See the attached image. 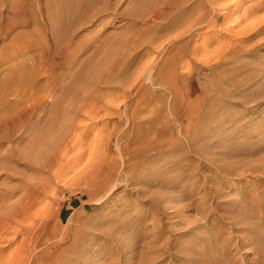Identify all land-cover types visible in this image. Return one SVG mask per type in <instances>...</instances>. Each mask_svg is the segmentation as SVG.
Segmentation results:
<instances>
[{
  "label": "rangeland",
  "instance_id": "1",
  "mask_svg": "<svg viewBox=\"0 0 264 264\" xmlns=\"http://www.w3.org/2000/svg\"><path fill=\"white\" fill-rule=\"evenodd\" d=\"M61 1L0 0V80L28 30L55 75L0 148V264H264V0Z\"/></svg>",
  "mask_w": 264,
  "mask_h": 264
},
{
  "label": "bare ground",
  "instance_id": "2",
  "mask_svg": "<svg viewBox=\"0 0 264 264\" xmlns=\"http://www.w3.org/2000/svg\"><path fill=\"white\" fill-rule=\"evenodd\" d=\"M62 1H66V0H62ZM25 12L26 11L22 8L20 10V12H18V14H16V16H15L16 18L13 17V18H10L8 20L9 30L15 29L19 26L24 27V26L28 25L29 22H31V20H29L25 16ZM23 15L25 16V18L21 17ZM177 19H179V18H177ZM0 29H2V26H0ZM22 32L23 31H19L13 36L9 49L11 50L12 53L17 54V52L19 50L18 48H22L23 46H24V48H30L32 45L33 46L35 45L37 47V49L39 50L36 54L37 58L39 59V62H38L39 68L38 69H36L35 67L30 68V70L26 74H22V75L17 74L15 76V79H13V76L12 77H6L5 76L0 80V101L4 100V95L2 94V92H4V91L7 92L8 90H13V87H10L12 80L17 82V84L19 85L18 88H20V91L24 92L21 100L19 99L13 103H11L10 101L9 102L3 101L0 104V106H1L0 107V148L2 147V145L4 143L9 142L11 144L13 139H17L16 134H17L19 128L21 129L22 127H24V128L29 129L33 125L35 126L38 123H40L41 120H43L44 115H41V113H39V111L42 110L41 108L43 107V102L47 99L46 98L47 96L45 94L43 95L42 93L41 94L40 93H34V90L36 89L34 86L37 85L35 83V80L40 75V73L43 72V74H48L47 85L43 86L44 88H47V87L52 88V85H53L54 80H55V75L52 74L51 72H49L50 68H48V66H49L48 63L51 62L49 60L51 57L45 49L46 44H44L43 41H41V39H37V38H33L32 41H30V43L28 44L27 39L24 35H27V36L33 35L34 32L29 31V30L26 33H22ZM67 45H69V43H67ZM8 54H7V56H8ZM7 56L0 54V60H5L7 58ZM9 56H10V54H9ZM54 59H56V58H54ZM27 88H29L31 90L33 88L34 90L31 91V94L28 95L27 94ZM40 88H41V86H40ZM57 115H55V116L57 117ZM55 116H54V118H55ZM54 118H53V120H54ZM45 119H46V117L44 118L43 122L45 121ZM56 120H59V118ZM56 120H54V121L56 122ZM43 122H41V123H43ZM57 122L59 123V121H57ZM57 122H56V124H57ZM52 124H54V122ZM56 124H54V125L56 126ZM53 128H55V127H53ZM50 138H51V135H49V137H48L47 133H45V135L42 133L38 137L35 136L31 140V143L33 144V146L32 145H30V146L33 147L35 154L40 155V153L43 151V149L41 151L39 146L43 145V147H44V145L51 143L52 139H50ZM48 146H50V145H48ZM11 148L12 147L8 148L6 155H4L2 158H6V157L10 158L12 156V154H13L12 150H14V149H11ZM53 157H55V156L53 155ZM28 166H30V165H28ZM8 177H10V175Z\"/></svg>",
  "mask_w": 264,
  "mask_h": 264
}]
</instances>
